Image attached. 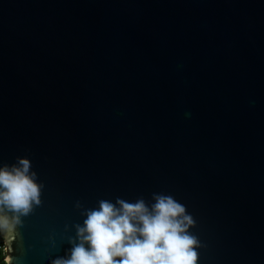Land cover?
Returning a JSON list of instances; mask_svg holds the SVG:
<instances>
[{"label":"water","instance_id":"water-1","mask_svg":"<svg viewBox=\"0 0 264 264\" xmlns=\"http://www.w3.org/2000/svg\"><path fill=\"white\" fill-rule=\"evenodd\" d=\"M24 156L45 186L6 264L66 255L77 202L153 193L198 264H264V0H0V165Z\"/></svg>","mask_w":264,"mask_h":264},{"label":"clouds","instance_id":"clouds-1","mask_svg":"<svg viewBox=\"0 0 264 264\" xmlns=\"http://www.w3.org/2000/svg\"><path fill=\"white\" fill-rule=\"evenodd\" d=\"M44 186L26 156L0 165V233H16L41 205ZM152 201L117 197L92 208L77 202L83 222L72 226L66 255L51 264H198L201 242L191 231L193 215L170 194L153 193Z\"/></svg>","mask_w":264,"mask_h":264},{"label":"trees","instance_id":"trees-1","mask_svg":"<svg viewBox=\"0 0 264 264\" xmlns=\"http://www.w3.org/2000/svg\"><path fill=\"white\" fill-rule=\"evenodd\" d=\"M4 246V240L0 234V264H6Z\"/></svg>","mask_w":264,"mask_h":264}]
</instances>
